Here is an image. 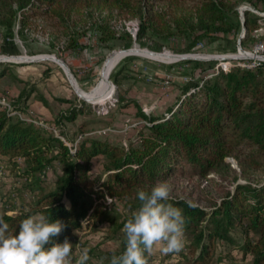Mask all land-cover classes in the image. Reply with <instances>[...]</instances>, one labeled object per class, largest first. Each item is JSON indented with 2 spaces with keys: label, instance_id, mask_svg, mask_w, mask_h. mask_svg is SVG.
<instances>
[{
  "label": "rangeland",
  "instance_id": "obj_1",
  "mask_svg": "<svg viewBox=\"0 0 264 264\" xmlns=\"http://www.w3.org/2000/svg\"><path fill=\"white\" fill-rule=\"evenodd\" d=\"M78 1L82 5L60 14H53L47 9L46 13L31 16L24 26H21L18 13L12 20L11 30L0 24V57H9L8 60H0V100L4 98L22 113L23 118L55 127L68 144H75L80 137L79 142L84 137H95L125 147L136 143L139 133L147 131V121L138 113L139 109L150 116L163 114L188 80L201 83L203 76L209 77L219 70L226 71L231 66L250 64L254 60V46L264 43V20H258L259 25L249 31L248 45L245 49L241 46L253 58L238 51V41L241 45L245 33L242 29L235 34L206 36L187 50L193 35L186 33L179 22L183 17L191 18L196 8L195 0L156 2L153 10H149L153 27L141 39L137 38L139 19L129 18L117 10L84 6L86 1ZM243 7L264 16V12L242 4L238 6L240 18H243ZM129 38L132 41L128 48L139 51L123 57L118 50L127 49L124 45ZM12 43L16 54H8ZM144 50L165 53L150 54ZM168 53L218 58L198 59L203 63L197 65L185 61L188 59L169 58ZM16 55L48 56L50 59L25 62L10 58ZM53 55L68 65L73 85L91 102L77 96L63 67ZM107 57L108 62L102 70ZM66 98L75 104L83 103V112L74 121L56 118L66 110L68 104L62 101ZM42 108H48L50 114H43ZM34 125L54 136L49 129ZM225 162L217 171L206 175L187 169L177 172L163 181L170 187V197L210 210L213 202L232 192L236 184L256 185L264 181L262 168L250 167L242 174L234 156L228 155ZM106 164L107 159L101 154L91 159L89 175L96 184L105 178ZM26 168V163L20 158L0 161V218L3 214L15 215L30 210L35 194L39 192L37 186L42 184L45 190L53 188L60 172L58 164L48 167L38 177L42 180L38 182L37 174H24ZM100 201L108 205V210L119 221L136 210V201L132 198L105 197ZM86 224L82 220V228L73 230L67 240L72 244V255L75 258L81 250L88 249L87 264H104L120 249L123 233L121 229L114 232L110 223L90 221L88 226ZM232 234L239 238V228ZM186 245L187 237L184 235L183 248L179 252L165 254L159 250V245L154 246L151 254L145 252L147 264H187L184 255L188 259L193 255ZM248 259L249 256L241 260L240 251L233 244L216 240L209 264H246Z\"/></svg>",
  "mask_w": 264,
  "mask_h": 264
},
{
  "label": "trees",
  "instance_id": "obj_2",
  "mask_svg": "<svg viewBox=\"0 0 264 264\" xmlns=\"http://www.w3.org/2000/svg\"><path fill=\"white\" fill-rule=\"evenodd\" d=\"M84 1V6L117 10L129 18L139 19L137 38L141 39L153 27L149 10H153L156 2L164 0ZM195 1L191 18L183 17L179 22L186 33L193 35L187 50L206 36L241 31L238 6L242 4L264 12V0ZM77 5L82 4L78 0H0V24L11 30L12 20L18 13L24 26L29 17L46 13L47 9L60 14ZM258 20H264V16L250 9L243 10L246 31L241 40L242 48L248 45L249 31L259 25ZM131 41L129 38L124 47H130ZM11 45L8 54H16V47ZM62 101L68 106L57 119L74 121L83 112L82 102L75 104L67 98ZM138 113L147 121V131L139 133L136 143L125 147L100 138L84 137L75 152L70 153L69 147L58 137L42 132L31 122L7 115L0 107V161L22 159L27 166L24 174H37L38 182L42 181L38 177L48 167L60 166L53 188L45 190L44 185L37 186L39 192L30 210L1 216L9 226L8 233H16L24 218L36 214H43L51 221L59 220L64 225L60 235L53 237L48 246L68 240L73 230L82 228V220L87 222L86 226L90 221L110 223L116 232L131 215L119 221L108 210V205L100 201L105 197L132 198L137 209L138 191H150L157 183L185 169L200 175L217 171L226 164L228 155L236 158L242 174L250 167L264 169V61L252 69L231 66L226 71L219 70L209 77L203 76L201 83L188 80L163 114L150 116L140 109ZM99 154L107 159L106 175L96 184L89 172L91 159ZM168 203L179 208L185 218L186 247L193 255L190 259L184 255L187 264H209L216 240L233 244L243 261L249 256L246 264H264V181L256 185L236 184L232 192L213 202L210 210L181 198L170 197ZM236 228L240 230L239 238L232 234ZM123 250L124 234L115 255ZM110 258L104 264H109Z\"/></svg>",
  "mask_w": 264,
  "mask_h": 264
},
{
  "label": "clouds",
  "instance_id": "obj_3",
  "mask_svg": "<svg viewBox=\"0 0 264 264\" xmlns=\"http://www.w3.org/2000/svg\"><path fill=\"white\" fill-rule=\"evenodd\" d=\"M137 198L139 207L121 229L124 250L112 255L109 264H147L145 252L151 254L157 245L165 254L183 248L185 218L179 208L168 203L169 185L159 182L150 191H138ZM8 227L0 218V264H87L89 260L88 249L74 258L67 240L48 246L64 228L59 220L39 214L24 218L14 234L8 233Z\"/></svg>",
  "mask_w": 264,
  "mask_h": 264
},
{
  "label": "water",
  "instance_id": "obj_4",
  "mask_svg": "<svg viewBox=\"0 0 264 264\" xmlns=\"http://www.w3.org/2000/svg\"><path fill=\"white\" fill-rule=\"evenodd\" d=\"M245 8H246V7H243V8H241V9H245ZM240 14H242V12H241ZM241 20H242V31H243V33H244V32L246 31V28H245L244 23H243V18H241ZM137 51H139L137 48H127V49L118 50V52H119L123 57H124V56H127V55H130V54H132V53H134V52H137ZM144 51H145V52H148V53H150V54H159V55H160V54L162 55L163 53H165V52H163V53H155V52H150V51H146V50H144ZM238 51H239L240 53H244V55L247 56V57L253 58V56L248 55V54H247V53L241 48L240 40L238 41ZM167 56H168L169 58H175V59H197V60H198V59H208V58H218V57H216V56H210V57H208V58H205V57H202V56H200V55H191V54L175 55V54H169V53H168ZM53 57H54V59L56 60V62H58V64H60V65L63 67L64 72H65V74H66V77L68 78V80H69L70 83L72 84V86H73V88H74V90H75L77 96H78L79 98L85 100V101L91 102L90 99H88V98L82 96V95L78 92L76 86L73 85V82H72V78H73V76H72V73H71V71H70L68 65H67L64 61H62L61 59L56 58L54 55H53ZM8 58H9V57H5V56H3V57H0V60H8ZM10 58H11V59L18 58V59H20V60H22V61H25V62L38 61V60H41V59H50L48 56H43V57H40V58H34V57H28V56H24V55L11 56ZM222 58H224V57H222ZM257 59L264 60V57H257ZM107 62H108V57L105 59L103 65H102V68H101L102 70L104 69V67H105V65H106ZM109 82H110V81H109Z\"/></svg>",
  "mask_w": 264,
  "mask_h": 264
},
{
  "label": "built area",
  "instance_id": "obj_5",
  "mask_svg": "<svg viewBox=\"0 0 264 264\" xmlns=\"http://www.w3.org/2000/svg\"><path fill=\"white\" fill-rule=\"evenodd\" d=\"M253 52H254V60H253V62L250 63V64H241V67L248 68V69H252L260 61H264V60L257 59V57H264V43L256 44L254 46V48H253ZM0 107L2 109H4L5 112L7 113V115H9V116H14L16 118L25 120L27 122H32L34 124H38V125L42 126L45 129H49L50 131L53 132L54 136L58 137L60 140H62L64 143L67 144V146L69 147L70 153H74L75 152L77 143L79 142V139L81 137L78 140L75 141V144L74 143L68 144L65 141V139L63 138V136H61L60 133L57 132V130H56L55 127H53V126H51V127L46 126L45 124H43L42 121H38L37 122V121H35L33 119H30V118H23L22 113H20L19 111L15 110L13 107H11V105L9 104V102H5L4 98H2V100H0Z\"/></svg>",
  "mask_w": 264,
  "mask_h": 264
},
{
  "label": "crops",
  "instance_id": "obj_6",
  "mask_svg": "<svg viewBox=\"0 0 264 264\" xmlns=\"http://www.w3.org/2000/svg\"><path fill=\"white\" fill-rule=\"evenodd\" d=\"M42 109H44L43 110V114H46V115L50 114V111L48 110V108H42Z\"/></svg>",
  "mask_w": 264,
  "mask_h": 264
},
{
  "label": "bare ground",
  "instance_id": "obj_7",
  "mask_svg": "<svg viewBox=\"0 0 264 264\" xmlns=\"http://www.w3.org/2000/svg\"><path fill=\"white\" fill-rule=\"evenodd\" d=\"M251 56V55H250ZM83 96V95H82ZM85 97V96H84Z\"/></svg>",
  "mask_w": 264,
  "mask_h": 264
}]
</instances>
